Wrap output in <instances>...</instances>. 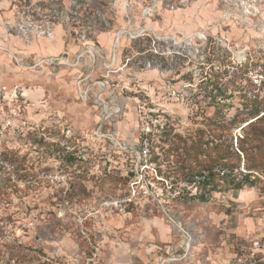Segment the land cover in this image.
Instances as JSON below:
<instances>
[{
    "label": "rangeland",
    "instance_id": "obj_1",
    "mask_svg": "<svg viewBox=\"0 0 264 264\" xmlns=\"http://www.w3.org/2000/svg\"><path fill=\"white\" fill-rule=\"evenodd\" d=\"M34 1L0 0V264H227L238 242L250 253L264 240V0H131V16L150 6L147 24L179 32L180 48L138 81L143 118L130 103L109 125L120 145L95 134L68 68L52 64L64 29L14 30L48 8Z\"/></svg>",
    "mask_w": 264,
    "mask_h": 264
},
{
    "label": "built area",
    "instance_id": "obj_2",
    "mask_svg": "<svg viewBox=\"0 0 264 264\" xmlns=\"http://www.w3.org/2000/svg\"><path fill=\"white\" fill-rule=\"evenodd\" d=\"M111 1L112 4L106 1L104 4H114L116 9L119 7L123 23L121 28L110 26L114 23L111 15L115 10L112 8L113 12L110 8H106L99 0H43L48 6L44 13L36 12L35 16L28 15L13 27L19 34L47 39L54 37L55 27L64 29V37L69 40L66 44L68 48L52 56V64L68 68L67 74L75 100L91 107L94 112L95 134L110 138L113 143L119 144L115 138L116 129L109 125L120 122L117 119L121 114L126 113L125 108L127 105L130 108V103L132 113L140 119L143 118L146 110L143 95L148 94L142 83L138 81L147 76L149 71L155 70L157 74L163 71L162 56L172 58L173 55H179L180 33L171 32L164 35L162 31L153 29L147 24L150 21L147 18L151 15L150 6L142 9L140 16L135 18L130 13L133 7L131 0ZM121 5L124 7L123 12ZM101 24L109 25L108 31L114 30V32L112 34L104 32L100 28ZM99 33L109 37L104 36L105 39L98 42ZM204 38L206 39V36ZM183 39H186V36ZM18 60L21 61V58L15 61ZM46 60L49 58H43L37 64L42 65ZM132 85L136 90L131 88ZM147 109L150 113L151 108ZM151 123L150 120L142 128L144 135L151 133L153 129H158L157 124ZM106 125L108 127H105ZM123 145L125 148V144ZM140 145V153L146 156L149 149L148 139L145 138ZM249 242L250 253L246 251L244 244L238 242L235 245L237 249L233 257L228 258L227 264H264V240L254 238ZM192 246V237L187 235L185 252L188 253ZM179 259L183 258H175V260ZM168 262L166 258H161L157 264Z\"/></svg>",
    "mask_w": 264,
    "mask_h": 264
},
{
    "label": "trees",
    "instance_id": "obj_3",
    "mask_svg": "<svg viewBox=\"0 0 264 264\" xmlns=\"http://www.w3.org/2000/svg\"><path fill=\"white\" fill-rule=\"evenodd\" d=\"M95 122H96V118H95ZM95 124H96V123H95ZM163 129H164V127H163ZM163 131H164V130H163ZM163 131H162V132H163ZM262 133L264 134V129L262 130ZM145 138H147L148 140H150V139H151V133L146 134V135H145ZM242 150L244 151L243 147H242ZM242 150H241V151H242ZM66 159H67V161H72V160L74 159V156H73V155H68V156L66 157ZM259 164H261V163L259 162ZM208 165H209V164H208ZM208 165H206V166H208ZM227 167H228V168H231L230 164H228ZM192 171H193L194 175H200V173H201L199 169H193ZM130 174H131V173H130ZM248 174H249V173L244 174L245 179L248 177V176H247ZM241 187H242V186H241L240 182L235 184V188L240 189Z\"/></svg>",
    "mask_w": 264,
    "mask_h": 264
},
{
    "label": "crops",
    "instance_id": "obj_4",
    "mask_svg": "<svg viewBox=\"0 0 264 264\" xmlns=\"http://www.w3.org/2000/svg\"><path fill=\"white\" fill-rule=\"evenodd\" d=\"M60 48H59V46H58V48H57V50H59ZM217 259H220V258H217Z\"/></svg>",
    "mask_w": 264,
    "mask_h": 264
}]
</instances>
